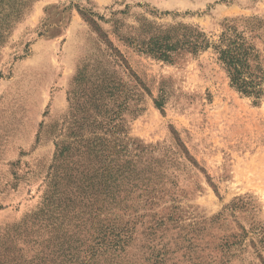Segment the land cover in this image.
I'll return each instance as SVG.
<instances>
[{
    "label": "rangeland",
    "instance_id": "1",
    "mask_svg": "<svg viewBox=\"0 0 264 264\" xmlns=\"http://www.w3.org/2000/svg\"><path fill=\"white\" fill-rule=\"evenodd\" d=\"M12 9L20 16L4 19ZM0 10V264H36L55 238L57 214L41 202L58 150L69 169L60 190L87 179L101 193L103 166L121 192L133 183V144L163 196L145 227L176 213L156 236L171 263L264 264V238L251 244L252 228L264 230V99L231 89L211 51L170 62L144 53L166 29L215 40L224 19L264 17V0H11ZM241 229L240 245L216 249Z\"/></svg>",
    "mask_w": 264,
    "mask_h": 264
},
{
    "label": "trees",
    "instance_id": "2",
    "mask_svg": "<svg viewBox=\"0 0 264 264\" xmlns=\"http://www.w3.org/2000/svg\"><path fill=\"white\" fill-rule=\"evenodd\" d=\"M4 1L11 0H0V5ZM20 1L26 4L32 0ZM19 16V9L9 12L5 10L4 13V19L7 20ZM88 22L101 36L94 23L90 20ZM4 28V32H7L9 22ZM3 38L4 35L0 39ZM146 46L144 53L162 62H170L178 51L194 56L211 51L225 73L231 89L257 102L264 99V17L224 19L215 40L209 38L199 27L166 29L153 33ZM156 106L160 105L156 103ZM136 111L138 113L141 110ZM133 149L136 151L133 156L135 171L131 189L128 188L130 191L109 190L108 183H111V179L103 180L107 168L101 166L96 171L101 177L94 180L101 182V187H105L101 193L91 191L88 188L91 186L84 183L87 179H84V182L83 179L77 180L78 185L71 183L67 189L60 190L61 181L66 179L69 169L63 148L58 150L54 157V174L42 197L41 209L47 212L49 209L55 211L57 219L62 223L55 219L56 222L51 224V232L55 238L46 242L43 251L34 256L33 261H36V264H175L171 263L170 259V255L175 252L172 251L170 243H163L162 237L156 239V236L157 233L165 232L168 223L176 224L173 220L176 213L159 217L156 221L152 220L148 225L146 223L145 227V219L150 218L148 211L156 207L163 196L154 188L153 175L148 174L149 171H146L145 167L139 169L136 166L141 163L140 157H144L146 149L138 144H133ZM98 153L103 159L104 150L99 149ZM122 193H125L123 198L120 197ZM170 201L174 202L175 199ZM170 209L175 210L174 207ZM63 222L66 224L63 225ZM138 225L142 229L140 234ZM178 228L182 230L181 226ZM241 232L240 235L222 239L216 249H229L240 245L247 235L244 229H241ZM251 233L253 245L254 240L260 243L264 238L263 228L254 227ZM138 235L144 236L145 240L140 247L136 244ZM178 239L188 244L185 248L188 255H183V258L193 262L189 256L191 240L187 239V234Z\"/></svg>",
    "mask_w": 264,
    "mask_h": 264
}]
</instances>
